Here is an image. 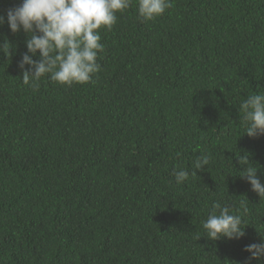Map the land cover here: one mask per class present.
I'll list each match as a JSON object with an SVG mask.
<instances>
[{"label": "trees", "instance_id": "1", "mask_svg": "<svg viewBox=\"0 0 264 264\" xmlns=\"http://www.w3.org/2000/svg\"><path fill=\"white\" fill-rule=\"evenodd\" d=\"M172 3L153 20L135 0L117 13L101 71L71 86L25 85V34L0 27L14 47L0 52V264H242L260 239L264 199L236 154L264 182V135L239 123L264 93V0ZM201 152L209 165L176 184ZM215 202L240 209L243 238L206 236Z\"/></svg>", "mask_w": 264, "mask_h": 264}, {"label": "clouds", "instance_id": "2", "mask_svg": "<svg viewBox=\"0 0 264 264\" xmlns=\"http://www.w3.org/2000/svg\"><path fill=\"white\" fill-rule=\"evenodd\" d=\"M135 2L138 17L143 20H153L173 6L172 0ZM132 5L133 0H20L18 5L0 12V27L7 23L12 33L25 34L26 51L18 62L23 83L37 89L44 76L67 86L94 82V74L101 71L98 57L105 51L100 29L111 30L118 20L117 13H124ZM10 45L6 38L0 41V52L8 55L14 48ZM239 112L242 134L264 135V93L249 94ZM236 156L240 165H246L238 175L247 180L260 200L264 199V182L257 175L259 166L249 162L247 153L241 155L239 151ZM209 163L210 157L201 152L191 173L186 168L173 169L176 184L184 183L190 174L197 175L196 170H203ZM241 208L247 213L245 201H241ZM246 225L240 209L233 210L230 204L220 202L212 205L202 223L211 240H239L246 235ZM258 232L260 239L244 246L249 255L242 264H264V232Z\"/></svg>", "mask_w": 264, "mask_h": 264}]
</instances>
